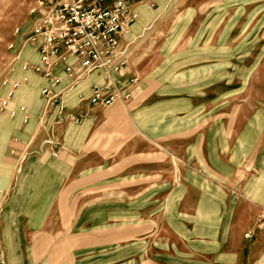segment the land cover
<instances>
[{
    "label": "rangeland",
    "instance_id": "obj_1",
    "mask_svg": "<svg viewBox=\"0 0 264 264\" xmlns=\"http://www.w3.org/2000/svg\"><path fill=\"white\" fill-rule=\"evenodd\" d=\"M33 1L0 0V264H235L223 252L245 243L264 251V0L157 4L146 32L122 41L132 55L115 78L136 79L131 110L87 113L73 94L49 103L48 82L23 70L39 63L16 34L28 31ZM205 41L209 87L195 64ZM5 79L21 84L12 106L28 108L27 124L1 107ZM148 105L162 112L150 125ZM71 111L85 114L77 122ZM53 161L56 175L39 172ZM28 164L36 185L24 193ZM19 197L35 209L12 208ZM7 219L19 234L5 235Z\"/></svg>",
    "mask_w": 264,
    "mask_h": 264
},
{
    "label": "built area",
    "instance_id": "obj_2",
    "mask_svg": "<svg viewBox=\"0 0 264 264\" xmlns=\"http://www.w3.org/2000/svg\"><path fill=\"white\" fill-rule=\"evenodd\" d=\"M156 5L154 0H34L29 6L28 31L18 28L16 34L34 48L39 63L24 65L23 70L42 75L48 85L41 93L53 105L92 74L105 81L92 85L88 95L78 94L80 105L128 104L137 81L115 78L129 66L132 55L131 44L124 45L123 37L139 21L142 6L154 9ZM63 75L72 80L69 86H63ZM1 86L5 90L2 109L12 118L22 116L25 124L30 122L26 106H12L20 82L5 79ZM68 119L78 122L81 118L69 114Z\"/></svg>",
    "mask_w": 264,
    "mask_h": 264
},
{
    "label": "crops",
    "instance_id": "obj_3",
    "mask_svg": "<svg viewBox=\"0 0 264 264\" xmlns=\"http://www.w3.org/2000/svg\"><path fill=\"white\" fill-rule=\"evenodd\" d=\"M156 2V4H158L159 6H162V4H164L165 1L167 0H154ZM160 9H158L157 11H159ZM140 21L137 22L133 27H134V30H131L125 35H129L131 33H133L135 36H139V35H142L144 34V32H146V30H144V28L146 27V24L149 22L150 18H152L154 15L157 14V11L154 12L153 9L149 8L148 6H142L140 8ZM143 15V17H142ZM142 17V19H141ZM213 30H205V35H212ZM124 36V37H125ZM123 37V39H124ZM205 39H208V37H205ZM131 44V43H130ZM192 44V43H190ZM132 47H133V44H131ZM211 43H208L207 41L205 42H201L200 43V47L199 50H200V58L198 60V62H196L195 64H197V66H200V67H204L205 68V76H202L201 77V80H198L200 83L203 84V86H208L209 87V84H211V82H213V78H212V75H211V71L208 70V68H212L213 66V54H212V47H211ZM198 56V55H197ZM195 60H197V58H195ZM130 65V64H129ZM129 67V66H128ZM127 67V68H128ZM126 68V69H127ZM125 69V70H126ZM144 72V71H143ZM209 73V74H208ZM127 77V78H126ZM134 76H130V75H127L126 73L125 74H122V78L121 79L122 81H125L129 78H132ZM63 86H67L72 80L63 75ZM157 81H162V77H158L156 79ZM104 77L99 75V74H92L90 75L87 80L83 83H81L73 92H71L70 94H73L74 95V98L78 99V94H86L88 95L89 92H90V87L94 84H102L104 83ZM155 80H148L147 83L145 84V91H144V94L143 97H142V100L144 101V103H147L149 101V90H148V83L150 82H154ZM197 82V83H199ZM135 86V85H134ZM134 86L132 88V93L134 92ZM202 86V87H203ZM194 93V92H193ZM189 99L193 100V99H197L198 98V86H197V90L195 91V94H189ZM133 99L128 103V104H122L125 108L127 109H130L131 110V107H132V104L134 103ZM187 101V100H186ZM80 105V103L78 104ZM80 109L82 108V110H84L85 113H87V111H89L90 109L94 111H99V110H104V109H107V108H99V107H91L89 105H80L79 107ZM109 108V107H108ZM89 109V110H88ZM92 110V111H93ZM142 110H143V115H147L149 116L148 118V124L150 125L151 124V121H155V120H160V116H161V109L159 108V106H143L142 107ZM84 112H78L79 114H76L77 112L73 111L74 115H83L85 114ZM113 112H115V117H116V121H120V122H124L125 118H124V114L121 113L120 111H117V109H114ZM64 114L67 113L66 111L63 112ZM69 114L72 113L71 112H68ZM81 113V114H80ZM110 112H106V114H109ZM89 124V122L87 121L85 126H87ZM73 128H70V130H72ZM56 156H58V154H56ZM69 159L73 160V162H78L76 159V156H70L68 157ZM52 169H54L53 171H47L46 169L43 170V172H41V170H39L40 173L42 174H51V175H56L57 174V168H58V164H56V161H53L51 162V165ZM35 168L36 167H30V164H28L27 166L25 167H22V168H19V172L22 174V182H30V180H32V175L34 176V171H35ZM29 174H31V176L29 177ZM32 182V183H31ZM29 183V186L27 189H24L23 192L24 193H28L29 189L30 188H34L36 183L34 181H31ZM54 184H57L56 183V179H55V182H53ZM42 188V187H41ZM21 190V189H20ZM17 191L16 193V196L18 197V195H20L21 193ZM70 196L74 195V193H69ZM29 197H26V198H22V197H19V198H16L12 204V208L16 209L17 206H15L17 203H19L23 208H27V209H35V207L33 206L34 202L32 203V200H29L28 199ZM34 213V212H32ZM30 213V214H32ZM37 219L39 218V216L36 217ZM9 223V219H7V221ZM8 228L7 230L5 231V235L8 237L11 236L12 232L14 234H19V231H18V228L15 227V224L14 223H9L8 225ZM13 226H14V229H13ZM13 230V231H12ZM15 230V231H14ZM20 230V229H19ZM9 239V238H8ZM264 239V237L262 238ZM260 243V241H258ZM257 242V243H258ZM264 242V240H263ZM96 246V245H94ZM11 255V254H10ZM12 256V255H11ZM222 259L226 260V259H230V258H234L236 259V263L235 264H264V262H256L255 260H261V259H264V251H257L255 250V246H253L252 244H248V243H245L243 244V246L240 247V249L237 251V252H231V251H228V252H223V256H221ZM10 261H11V257H9ZM254 260V261H247V260ZM12 261H14V259L12 258Z\"/></svg>",
    "mask_w": 264,
    "mask_h": 264
}]
</instances>
